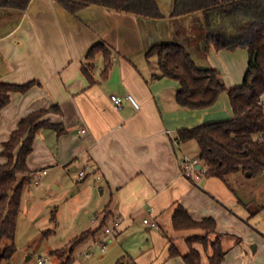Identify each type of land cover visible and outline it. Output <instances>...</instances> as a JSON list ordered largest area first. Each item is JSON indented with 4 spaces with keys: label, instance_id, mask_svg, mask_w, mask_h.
Here are the masks:
<instances>
[{
    "label": "crops",
    "instance_id": "obj_1",
    "mask_svg": "<svg viewBox=\"0 0 264 264\" xmlns=\"http://www.w3.org/2000/svg\"><path fill=\"white\" fill-rule=\"evenodd\" d=\"M155 2L163 16L159 20L97 6L72 14L56 0H31L22 12L0 8V83L35 82L25 93L12 92L1 111L0 163L5 161L2 144L19 121L33 111L56 105L61 114L48 118L63 124L66 132L58 136L53 130H40L27 166L31 180L34 173L45 170L37 180L52 176L61 188L67 185L65 176L75 174L76 182H83L79 188L72 187L69 200L80 201L83 194L86 199L78 213L91 214L80 219L84 227L70 241L100 228L81 245L87 243V251L91 242L106 245L109 239L113 250L104 256L108 263L128 256L131 264H185L181 245L188 251L186 237L182 244L179 240L184 232H195L187 237L201 232L173 229L172 210L180 204L195 222L208 217L215 220L226 251L221 264H264V207L258 205L263 209L250 214L235 186L231 189L205 174L199 180L183 174L182 160L198 159L199 149L195 141L179 142L177 132L232 118L227 93L207 109L180 107L176 102L178 82L153 78L158 73L156 60L145 56L154 45L178 43L196 65L222 75L216 65H233L240 55L243 80L248 52L233 41L247 20L242 19L241 11L228 18L222 10L173 18L175 0ZM210 35L216 41L208 39ZM217 40L222 47L216 45ZM97 42L111 50L112 65L106 77L101 53L92 61L85 58ZM113 94L131 95L139 108L125 99L116 108L110 99ZM82 170L87 176L80 179ZM90 176L92 183H84ZM243 176L248 178V174ZM144 220L158 227L150 228ZM115 222L118 229L112 236L106 235L104 228H112ZM225 239L232 240L227 248ZM172 244L179 255L170 256ZM194 247L201 249L198 244ZM202 262H207L204 253Z\"/></svg>",
    "mask_w": 264,
    "mask_h": 264
},
{
    "label": "trees",
    "instance_id": "obj_2",
    "mask_svg": "<svg viewBox=\"0 0 264 264\" xmlns=\"http://www.w3.org/2000/svg\"><path fill=\"white\" fill-rule=\"evenodd\" d=\"M31 0H0V8L25 11ZM66 10L74 14L89 6H97L117 12L133 14L139 18L159 20L163 16L155 0H56ZM203 10L210 12L222 10L228 18L241 11L247 24L233 43L244 47L248 52V66L241 85L227 88L220 73L213 68H201L192 59L185 47L178 43H161L146 51V58H155L158 73L155 79L168 78L179 84L176 102L180 107L191 110L207 109L213 106L221 94L227 93L232 118L181 129L177 140L181 143L195 141L199 153L198 160L204 174L224 181L233 189L230 179L248 174V178L264 173V109L259 104L264 98V0H175L173 18ZM208 39L216 41L215 36ZM216 43V42H215ZM217 40V46L222 47ZM111 50L104 43L97 42L86 53V61L101 53L104 58L102 75L107 76L112 65ZM85 70V67H84ZM86 75H88L85 70ZM89 76V75H88ZM35 85L34 81L24 85L0 83V114L10 102L12 92L25 93ZM50 114H61L58 106L33 111L22 118L9 139L2 144L0 163V264L9 260L16 251L14 240L17 219L20 213L23 190L31 181V171L27 158L33 150V144L40 130L50 129L56 134L66 132L63 124L53 123ZM249 208V204H245ZM256 211H250L254 214ZM55 210L52 220H55ZM174 230H199L201 233L185 238L188 251L181 255L185 264H204L202 254L207 255L206 264H221L226 251L216 233L213 218H204L200 222L191 219L180 205L174 206L171 215ZM100 228L86 231L68 244V249L59 258L60 264H71L74 249L94 236ZM52 232V231H48ZM195 244L201 249L194 247ZM170 256L179 255L175 245L170 246ZM115 264H131L128 256L119 258Z\"/></svg>",
    "mask_w": 264,
    "mask_h": 264
},
{
    "label": "rangeland",
    "instance_id": "obj_3",
    "mask_svg": "<svg viewBox=\"0 0 264 264\" xmlns=\"http://www.w3.org/2000/svg\"><path fill=\"white\" fill-rule=\"evenodd\" d=\"M240 63V55H236V62L233 65L226 63L216 65L221 70V78L227 88L231 85L236 86V83L241 85L242 66ZM245 65L246 61L243 62V67ZM76 176L75 174L65 176L64 180L67 185L62 184L61 188L60 183L51 180L53 179L52 176L44 177L41 181L38 180L37 185L34 184L33 180L25 185L14 240L16 251L9 260H3L1 264H38L40 259L45 260L43 264H60L59 257L67 251L69 247L67 243L82 230L81 227H84L83 224L79 223L80 219H85L84 215L89 217L91 214V211L87 214L83 213V216L78 213L79 207L84 204L86 199L83 194H80V201L79 199L69 200L72 196L70 194L73 193L72 187L77 186L79 188L83 184V182H76ZM91 177L84 183H92ZM236 177L230 179V184L232 187L235 186L237 196L242 197L249 204L250 211H256L258 205L264 207V173L253 178H246L241 175L238 176L239 179ZM97 193L98 196L101 195L100 188L97 189ZM66 198L69 200L68 202H65ZM54 210L56 211L55 220H52ZM193 233L195 232H184L182 239L179 240L181 244L185 237ZM106 235L112 236V234ZM105 241L104 243L107 244L104 253L101 251L100 243L91 242L92 247L87 251V243L78 245L73 252L71 264H112V262L108 263L109 259L104 257L107 252L113 250L112 243L109 242V239ZM231 241L229 239L224 240L226 248L232 243ZM119 243L120 241L115 240V244ZM181 248L185 253L187 252L184 244L181 245ZM85 251L88 252L87 256L84 255Z\"/></svg>",
    "mask_w": 264,
    "mask_h": 264
},
{
    "label": "built area",
    "instance_id": "obj_4",
    "mask_svg": "<svg viewBox=\"0 0 264 264\" xmlns=\"http://www.w3.org/2000/svg\"><path fill=\"white\" fill-rule=\"evenodd\" d=\"M111 102L113 103V105L116 108H120L122 106V102L123 100H128L135 108H139L138 103L136 102V100L131 96V95H125V96H121L119 94H113L110 96ZM259 104L262 105L263 109H264V98L261 97ZM83 132V131H82ZM182 166H183V174L186 177H189L193 180H199L200 176L202 174H204L205 171H203L202 169H200L201 164L199 162L198 159H188V158H184L182 160ZM46 171L42 170L40 172H36L33 174V181L34 184H38V180H37V176L45 174ZM87 176V174L82 170L78 172V177L80 179H83ZM144 224H147L148 226H150V228H157V224L155 222H150L149 220H144ZM119 227V223L115 222L114 226L112 228H104V233L105 234H114L115 231L118 229ZM105 250V245L102 244L101 245V251ZM45 263V260L40 259L38 261V264H43Z\"/></svg>",
    "mask_w": 264,
    "mask_h": 264
}]
</instances>
